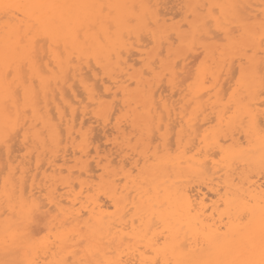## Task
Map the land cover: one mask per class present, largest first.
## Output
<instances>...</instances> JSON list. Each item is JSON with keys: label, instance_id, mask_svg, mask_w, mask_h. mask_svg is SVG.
<instances>
[{"label": "bare ground", "instance_id": "bare-ground-1", "mask_svg": "<svg viewBox=\"0 0 264 264\" xmlns=\"http://www.w3.org/2000/svg\"><path fill=\"white\" fill-rule=\"evenodd\" d=\"M170 1L103 0L165 8ZM172 2L170 11L178 8L183 20L199 23L196 33H181L177 41L133 31L127 43L111 37L102 43L93 35L68 50L63 42L42 45L38 60L15 81L4 79L0 58V150L6 155V163L0 158V259L11 249L18 264L81 257L138 264L139 217L145 218L146 231L149 213L153 207L160 210L155 199L160 189L171 198L163 211L173 225L187 228L185 206H195L201 232L223 227L226 207L235 211L252 200L259 210L264 197V0ZM154 10L165 14L161 19L169 31L180 28L168 7L142 11ZM15 23L14 16L6 19L0 11V51L10 34L5 29ZM198 50L197 68L184 75L191 82L181 83L178 69L186 70L195 61L185 63L190 53ZM224 76L233 82L229 95L226 77L221 84ZM15 138L18 150H25L21 160L11 156ZM26 157L34 159V170ZM70 159L75 166H68ZM33 201L57 213L51 212L46 240L35 229L31 238L24 235ZM81 236L94 247L102 241L100 254L81 249ZM187 258H204L201 247L194 243Z\"/></svg>", "mask_w": 264, "mask_h": 264}, {"label": "snow or ice", "instance_id": "snow-or-ice-1", "mask_svg": "<svg viewBox=\"0 0 264 264\" xmlns=\"http://www.w3.org/2000/svg\"><path fill=\"white\" fill-rule=\"evenodd\" d=\"M149 7L159 9L163 6L103 0H34L31 3H4L0 0V11L5 18L14 16L16 19L11 30L5 29L10 34L6 36L3 50L0 51L6 69L4 79L15 81L25 68L38 60L42 45L63 42L65 50H68L69 45L87 43L93 35L102 43L109 37L127 43L133 31L140 35L147 34L150 38L166 34L170 40L178 41L179 34H194L199 30V23L189 17L182 20L175 33L169 31L167 21L161 19L165 15L163 12L154 10L148 14L142 11ZM260 79V95L264 96V68L260 71ZM261 163L264 166V160ZM155 199L159 201L160 210L157 213L153 207L147 217L149 226L146 231L143 230L145 218L139 217L142 231L134 238L139 242L136 248L140 257L138 264H264V197L259 210L252 200L245 201L244 207L235 211L226 207L223 227L217 226L204 232L199 231L198 208L185 206L188 218L186 228L181 222L173 225L171 217L164 215L163 210L171 200L165 190H158ZM44 216V205L33 201L24 235L31 238L32 225L41 223ZM192 221H196L195 225ZM189 232L192 234L189 235ZM81 240V249L100 254L102 241L94 247L87 237L81 236ZM194 243L201 247L204 258H187ZM13 254L11 249H6L0 264H18L11 259ZM28 264L38 262L30 261ZM58 264H125V261L81 257L78 260L60 261Z\"/></svg>", "mask_w": 264, "mask_h": 264}, {"label": "rangeland", "instance_id": "rangeland-1", "mask_svg": "<svg viewBox=\"0 0 264 264\" xmlns=\"http://www.w3.org/2000/svg\"><path fill=\"white\" fill-rule=\"evenodd\" d=\"M165 1H167V0H165ZM171 1H172V0H171ZM171 1H170V2H171ZM170 2H169V4L166 6V8L163 6V10H167V7H168V11H169V12H172V16H171V17L173 18V22H174V23H181L180 21H182V20L184 19V16H183V15L181 16V11H180V15H179V13H178V12H179V9H178V8H175L173 11H170V10L172 9V8H170V7L173 6V4H174V2H172L171 4H170ZM175 4H176V3H175ZM175 4H174V6H175ZM174 6H173V7H174ZM176 10L178 11V12H177L178 15H177V13L175 12ZM174 13H175V14H174ZM174 15H175V16H174ZM176 15H177L178 17H177ZM173 16H174L175 18H174ZM181 17H182L183 19H182ZM144 38H145V37H144ZM144 38H143V39H144ZM145 39H146V38H145ZM146 40H147V39H146ZM143 42H144V40H143ZM143 42H142V43H143ZM145 42H146V41H145ZM145 42H144V43H145ZM145 44H147V43H145ZM148 47L150 48V47H152V45H150V46H148ZM149 48H147V49L149 50ZM198 52L201 53L200 50H198V51L195 53V55L190 53L189 56H191L192 58H188V59H187V62H185V63L188 64L189 62H192L191 60H193V58L195 59V56L198 58V57L200 56V54H198ZM188 54H189V53H188ZM197 55H198V56H197ZM189 56H188V57H189ZM200 58L202 59L201 56H200ZM200 58H198L199 62H200ZM132 59H135V58H132ZM189 60H190V61H189ZM198 60H197V61H196V59H195V61L193 60V63H194V64H193V63H192V64L189 63V64L187 65L186 70H182V71H181V69H178V71L181 72V74L179 73V75H181V76H179V81H180L181 83H182V80L185 81V80H184V79H185L184 77H186V76H184V75H187L186 72H188V73L190 72V74H192L193 71H192V69H190V67L193 68V69H196V68H197V65H198V63H199ZM195 62H197V63H195ZM134 64H135V67H137V68H139V65H140V67H141V64H140L139 61H136V60H135ZM179 64H180L179 67L182 68V64H183V63H182V62H179L178 65H179ZM185 71H186V72H185ZM191 71H192V72H191ZM182 73H183V74H182ZM235 74H236V73L234 72V75H235ZM234 75H233V76H234ZM235 76H236V75H235ZM235 76L233 77V80L230 78L233 82L236 81ZM181 77H182V78H181ZM190 77H191V75H190ZM225 77H226V79H227L228 76H224V77H223V82H221V84L225 83V81H226V80H225ZM189 79H191V78H189ZM186 80H188V77L186 78ZM228 80H229V79H227V83H228L227 86L224 87V88H227V87H228L227 89H225L227 95L230 94V93H227V91H228V92H231V91H230L231 88H229L228 85L231 84V83L233 84V82H229L230 80H229V81H228ZM189 82H191V80H189V81H187V82L185 81V84H188ZM183 84H184V83H183ZM225 84H226V83H225ZM99 85H100V84H99ZM163 85H164V84H163ZM223 85H224V84H223ZM161 86H162V85H161ZM230 86H231V85H230ZM76 88H78V87H76ZM222 88H223V86H222ZM78 89H79V91L81 90V88H78ZM78 89H76V91H77ZM162 89H164L163 86H162ZM231 90H232V89H231ZM79 91H78V92H79ZM81 92H82V90L80 91V93H81ZM224 92H225V91H223V94L226 95ZM80 93H79V94H80ZM167 94H169V93H167ZM81 96H82V97H81ZM226 97L229 98V96H226ZM83 98L85 99V97H83V95L80 94V99L84 100ZM119 98H120V96H119ZM176 98H177V97H176ZM176 98H175V99H176ZM107 100L109 101V100H111V98H110V99L108 98ZM227 100H228V99H225V101H227ZM116 104L118 105V102H116ZM116 104H115V106H116ZM93 121H94V120H93ZM94 126H96L97 129L100 130V127H98L97 124L94 125ZM97 129H96V132L98 131ZM97 133L100 134L99 131H98ZM98 134L94 133V136H95V137H100V136H102V134H100V136H99ZM101 138H102V137H101ZM17 139H18V140H17ZM15 140L18 141L17 144H16V141H15ZM10 144H11V146H13L12 149L15 148V150H12V151H14V152L12 153L11 156L14 157V158H18V160H21V159H22V155L25 154V150H22L21 146H20L21 151L18 150V147H19V145H20L19 138H15L14 141H12ZM13 144H14L16 147H14ZM99 144H101V145H102V144L105 145V140H101V142H99ZM17 145H18V146H17ZM107 147H108V148H111V146H109V145H108ZM16 150H18V151H16ZM70 150H71V149H70ZM70 150H69V152H70ZM92 150L94 151V149H92ZM92 150H91V153H92V155H93L94 152H93ZM1 152L3 153L2 155H1ZM17 152H18V153H17ZM4 154H5L4 150L1 149V150H0V158H1V156H2L1 159H3L4 157H6V155H4ZM17 155H18V156H17ZM77 155H78V154H77ZM16 156H17V157H16ZM79 156H80V155H78L77 157H79ZM69 157H71V156H69ZM4 160H5V163H6V158H4ZM70 161H71V162H70ZM25 162H26V163H29V162L32 163V162H33L32 164L29 163L30 165L27 164V166H28L29 168H31V169H33V168L35 167L34 159H33V161H32V160L30 161V159H29L28 157H26ZM69 162H70V163H68V164H69V165H68L69 167H73V166H75L74 159H70ZM94 162H95V160H93V159L90 160V165L92 164L91 167L94 165V168H95L96 164H95ZM1 163H2V164H5L2 160H1ZM16 163H17V162H16ZM71 165H72V166H71ZM33 170H34V169H33ZM75 171H76V170H75ZM97 173H100V172L98 171ZM65 174H67V173H65ZM77 175H78V173L76 172V176H77ZM262 177H263V176H261V180H263V181H261V182H264V177H263V179H262ZM76 184H78V183L76 182ZM263 184H264V183H263ZM77 187L80 188L79 185H77ZM78 188H77V190H76L77 192L79 191ZM203 189H204V188H203ZM205 190H206V189H205ZM102 199H105V198H102ZM105 201H107V200H105ZM105 201H103V202L105 203ZM106 203H107V202H106ZM106 203H105V204H106ZM108 204H109V203H107L106 205H108ZM48 210H50V214H49V215H47L48 213H46V211H48ZM51 212H53V209H49V207H48V208H45V216H44V218H42V222L39 223V224H36V225H32V229H35V230H33V231H34L35 233H39V236H38L39 239L44 238V237L48 234V228H47V226H48L49 222L51 221V216L53 215V213H54L53 216H55V215L57 214V213H55V212H53V213H51ZM46 216H47L48 218H47ZM45 218H46V219H45ZM43 219H44V220H43ZM37 228H38V229H37ZM44 230H45V231H44ZM45 234H46V235H45Z\"/></svg>", "mask_w": 264, "mask_h": 264}]
</instances>
